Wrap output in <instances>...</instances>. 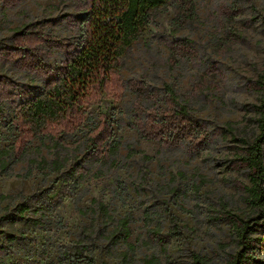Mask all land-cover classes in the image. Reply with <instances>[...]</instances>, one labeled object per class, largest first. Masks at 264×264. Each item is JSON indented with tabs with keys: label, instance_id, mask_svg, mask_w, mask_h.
Wrapping results in <instances>:
<instances>
[{
	"label": "rangeland",
	"instance_id": "374dc122",
	"mask_svg": "<svg viewBox=\"0 0 264 264\" xmlns=\"http://www.w3.org/2000/svg\"><path fill=\"white\" fill-rule=\"evenodd\" d=\"M48 6L56 8L48 10ZM190 6L194 20L182 26L174 23L172 3L157 13L121 63L120 92L109 86L83 107V126L93 132L103 120L120 143L112 163L89 158L83 140L89 131H85L60 134L66 145L80 143L79 149L29 138L26 154L0 165V248L5 250L0 259L4 264H59L62 253L71 255L83 247L94 264H143L151 256L160 264H194L193 255L205 264H227L238 251L227 213L246 220L264 211L248 204V170L232 165L243 156L239 148L258 134L253 107L260 95L248 85L264 73V0H190ZM62 14L76 15L69 0H24L6 11L0 50L11 46L16 30L45 19L57 21ZM57 31L67 36L61 22ZM179 40H187L193 54L175 52L184 59L177 58L178 63L169 68L168 46ZM60 59L56 53L49 63ZM2 74L18 89L42 88L41 79L19 72L0 55ZM133 81L145 82L160 99L164 85L187 99L193 121L210 133L206 148L190 154L186 143L168 149L140 137L130 115L137 98L128 88ZM151 106L150 101L144 104L147 111ZM7 107L8 116L0 124V150L19 134L10 125L14 110ZM20 145L17 142V149ZM55 159L64 160L59 172L42 165ZM75 166L87 174L73 175ZM19 204L28 208L25 217L38 220L37 225L2 219L16 217ZM124 217L130 219L128 243L134 246L127 262L119 256L126 251L122 242L107 239ZM155 229L167 237L166 253L149 234ZM260 235L264 236V228ZM9 237L16 240L9 243ZM255 256L264 261V253L258 251Z\"/></svg>",
	"mask_w": 264,
	"mask_h": 264
},
{
	"label": "trees",
	"instance_id": "16d2710c",
	"mask_svg": "<svg viewBox=\"0 0 264 264\" xmlns=\"http://www.w3.org/2000/svg\"><path fill=\"white\" fill-rule=\"evenodd\" d=\"M24 0H0V29L8 20L6 11L18 7ZM76 15L62 14L59 20L45 19L31 23L16 30L10 47L0 50L3 60L19 72L35 76L43 81L42 88L18 87L7 75H0V124L8 116V107L14 110L10 125L18 131L15 142L0 150V165L6 160L18 161L28 152L27 141L33 138L48 139L54 147L76 148L80 143L66 145L60 134L89 131L83 126L85 112L83 107L91 100H96L102 90L111 86L120 92V66L130 56L132 45L142 36L156 14L167 9L172 3L175 12L174 23L182 26L194 20L190 0H69ZM48 6V10L55 9ZM23 9L20 13L24 16ZM58 22L64 25L67 36L58 33ZM239 37V36H236ZM187 40L169 44V68L176 65L177 58L184 59L175 52L190 51ZM60 54L59 63H49L50 59ZM128 88L137 98L130 110L134 128L140 137L158 142L162 147L176 149L187 144L190 154L203 151L210 142V133L191 118V109L187 99L179 98L169 85L163 87V98L158 92L150 90L145 82H130ZM256 91L259 104L253 107L254 120L258 134L251 143L239 148V155L232 165L248 170L249 187L246 188L248 204L252 209L264 210V73L248 85ZM18 90V91H17ZM18 100H21L19 103ZM151 102V110L144 108ZM162 107H158V105ZM100 126V127H99ZM98 129L88 132L83 140L90 152L89 158L98 162L112 163L118 153L120 143L116 141L109 127L102 122ZM59 130V132H57ZM17 142L20 148L17 149ZM4 165V166H5ZM50 172H59L64 167V160L55 159L42 164ZM71 173L83 178L87 170L75 166ZM26 206L15 207L16 217L9 215L2 219L37 225V221L26 218ZM99 210L106 219H110L103 206ZM235 244L238 251L230 257L227 264H264L257 259L255 252L264 253V236L259 233L264 228V211L256 218L241 219L227 213ZM130 219L122 218L117 222L114 232L107 239L117 244L122 242L126 251L120 254L127 262L128 253H133L134 246L128 243L130 237ZM166 253L167 237L159 229L149 233ZM15 237L7 238L9 243ZM5 250L0 248V253ZM194 264H205L193 255ZM59 264H94V259L87 248L77 249L73 254L62 253ZM0 264L4 262L0 259ZM143 264H160L155 256L145 258Z\"/></svg>",
	"mask_w": 264,
	"mask_h": 264
}]
</instances>
